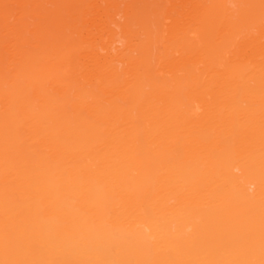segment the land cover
Returning a JSON list of instances; mask_svg holds the SVG:
<instances>
[{
    "label": "bare ground",
    "instance_id": "bare-ground-1",
    "mask_svg": "<svg viewBox=\"0 0 264 264\" xmlns=\"http://www.w3.org/2000/svg\"><path fill=\"white\" fill-rule=\"evenodd\" d=\"M0 264H264V0H0Z\"/></svg>",
    "mask_w": 264,
    "mask_h": 264
}]
</instances>
